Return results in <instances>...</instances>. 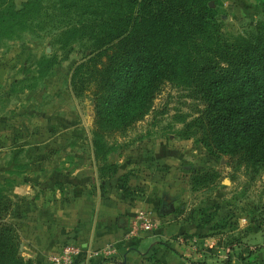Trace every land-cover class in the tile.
Instances as JSON below:
<instances>
[{"label": "trees", "instance_id": "trees-1", "mask_svg": "<svg viewBox=\"0 0 264 264\" xmlns=\"http://www.w3.org/2000/svg\"><path fill=\"white\" fill-rule=\"evenodd\" d=\"M42 2L24 0L18 7L13 0H0V40L41 17ZM216 4L56 0L52 5L53 16L63 20L54 39L58 50L39 62L37 72L47 76L68 58L73 44H88L71 72L70 90L75 96L89 91L92 100L91 141L100 183L118 172L103 152L104 138L142 121L165 83L189 90L196 102L195 115L183 119L176 133L181 139L195 137L209 156L228 157L246 172L257 174L264 166V0L259 1L254 31L245 36L221 33ZM217 176L196 172L189 179L191 189ZM126 178L124 173L117 180L123 185ZM6 192L0 184V264H31L20 255L19 233L7 217L11 205Z\"/></svg>", "mask_w": 264, "mask_h": 264}, {"label": "rangeland", "instance_id": "rangeland-1", "mask_svg": "<svg viewBox=\"0 0 264 264\" xmlns=\"http://www.w3.org/2000/svg\"><path fill=\"white\" fill-rule=\"evenodd\" d=\"M13 1L20 6L21 2ZM259 1L217 0L215 11L221 33L230 37L253 32L260 19ZM55 2L43 0L41 17L28 22L30 26L25 30H15L12 38L0 40V120L3 124H15L11 129L6 126L2 135L25 138L27 122L34 124L32 159L22 155L21 162H6L0 167L8 171L13 168L12 176L23 171L35 174L41 168L42 173H47L55 169L73 171L89 164L96 167L91 141L94 108L89 91L75 96L70 90L71 72L87 53L88 44H73L68 58L56 64L47 76L37 72L39 62L58 50L54 39L63 20L53 16L51 7ZM209 6L214 7V2L210 1ZM195 104L189 97V90L165 83L148 115L127 132L104 138L103 152L115 164L121 154L139 153L138 148L144 141L162 139L171 145L179 162L178 169L185 166L189 179L192 174L205 170L217 173L213 181L191 192L187 200L190 205L180 215L188 225L182 233H177L181 240L172 241L180 257L187 254L180 262L264 264V166L257 174L246 172L228 157L209 156L204 146L194 141L195 137L181 139L178 132L183 127L182 120L189 121L195 115ZM141 138L145 140L140 142ZM30 149L28 147V152ZM194 149H200L199 155L191 156ZM28 162L33 168L28 167ZM6 174L0 175V184L7 190L11 205L7 217L12 222L10 214L18 200L14 192L17 179ZM200 201L205 205H196ZM207 219L210 221L205 224ZM145 264L157 262L151 258Z\"/></svg>", "mask_w": 264, "mask_h": 264}, {"label": "crops", "instance_id": "crops-1", "mask_svg": "<svg viewBox=\"0 0 264 264\" xmlns=\"http://www.w3.org/2000/svg\"><path fill=\"white\" fill-rule=\"evenodd\" d=\"M14 125L0 120V167L21 162L22 155L32 159L34 124L27 122L25 138L2 135L6 126ZM151 141L141 143L139 153L114 159L118 172L106 183L97 180L93 164L73 171L42 173L41 168V175L23 171L12 176L13 168L0 169V175L17 179L18 200L10 217L19 233L21 256L31 264H51V256L63 244H71L82 249L73 264H145L151 258L157 264H183L187 254L180 257L172 241L181 240L177 233L188 227L180 215L194 190L185 166L178 169L171 145L162 139ZM189 146L192 149V143ZM198 150H191V156L199 155ZM124 173L127 178L120 185L117 178ZM141 215L155 222V228H142Z\"/></svg>", "mask_w": 264, "mask_h": 264}, {"label": "built area", "instance_id": "built-area-1", "mask_svg": "<svg viewBox=\"0 0 264 264\" xmlns=\"http://www.w3.org/2000/svg\"><path fill=\"white\" fill-rule=\"evenodd\" d=\"M143 215L139 216L142 221V228L152 230L155 228V222L144 219ZM82 252L79 245L63 244L59 250L51 256V264H73L78 255Z\"/></svg>", "mask_w": 264, "mask_h": 264}, {"label": "water", "instance_id": "water-1", "mask_svg": "<svg viewBox=\"0 0 264 264\" xmlns=\"http://www.w3.org/2000/svg\"><path fill=\"white\" fill-rule=\"evenodd\" d=\"M124 264V263H123Z\"/></svg>", "mask_w": 264, "mask_h": 264}]
</instances>
